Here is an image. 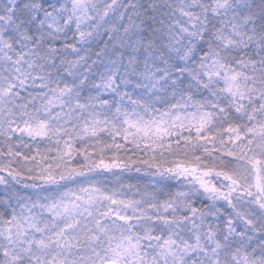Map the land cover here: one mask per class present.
<instances>
[{
    "label": "snow or ice",
    "instance_id": "6c2138e0",
    "mask_svg": "<svg viewBox=\"0 0 264 264\" xmlns=\"http://www.w3.org/2000/svg\"><path fill=\"white\" fill-rule=\"evenodd\" d=\"M0 264H264V0H0Z\"/></svg>",
    "mask_w": 264,
    "mask_h": 264
}]
</instances>
